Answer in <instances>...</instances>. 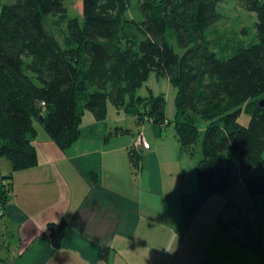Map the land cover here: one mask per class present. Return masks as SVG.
I'll list each match as a JSON object with an SVG mask.
<instances>
[{
  "label": "trees",
  "instance_id": "obj_1",
  "mask_svg": "<svg viewBox=\"0 0 264 264\" xmlns=\"http://www.w3.org/2000/svg\"><path fill=\"white\" fill-rule=\"evenodd\" d=\"M68 1L0 0V158L10 164L0 211L13 173L37 166L35 122L62 150L78 140L83 111L101 120L108 101L137 122L169 125L163 96L135 95L153 71L176 86L181 151L199 137L191 114L208 122L195 165L199 189L222 194L238 170L253 202L264 206V0H236L256 16L254 31L237 33L217 26L226 0H77L80 18H64L67 35L60 40L45 21L66 17ZM249 102L255 104L243 125L240 109ZM128 158L137 170L143 156L133 148ZM234 206L228 203L221 217ZM65 224H49L54 247Z\"/></svg>",
  "mask_w": 264,
  "mask_h": 264
},
{
  "label": "crops",
  "instance_id": "obj_2",
  "mask_svg": "<svg viewBox=\"0 0 264 264\" xmlns=\"http://www.w3.org/2000/svg\"><path fill=\"white\" fill-rule=\"evenodd\" d=\"M97 120L83 124L78 140L64 150L37 128V166L13 173L0 211V243L17 247L10 264H264V206L253 202L238 170L224 193L201 191L195 166L191 173L186 169L178 143L156 133L152 143L140 135L136 143L133 138L103 152L91 149L112 140L111 133L93 135L101 133L94 131L102 127ZM140 140L149 150L132 170L128 150L143 151L135 148ZM230 202L245 211L236 226L233 215L221 217ZM154 203L161 206L157 213ZM158 212L163 217L152 218ZM62 221L54 247L49 224Z\"/></svg>",
  "mask_w": 264,
  "mask_h": 264
},
{
  "label": "rangeland",
  "instance_id": "obj_3",
  "mask_svg": "<svg viewBox=\"0 0 264 264\" xmlns=\"http://www.w3.org/2000/svg\"><path fill=\"white\" fill-rule=\"evenodd\" d=\"M218 6H219L218 11L223 16L221 21H219L217 25L219 30L226 31L228 33H237L238 31H241L245 27H250V29L254 31V25L256 22L255 14L247 12L246 10L241 8L236 0H226L223 3H220ZM80 12H81V3L77 0H69L67 3L66 17L65 16L60 17L59 15H54L49 17L45 21V29L50 34L56 36L58 39L63 40V37L67 35V24L64 18L68 19L67 17H76L79 19ZM130 15H133V12H131ZM176 93H177L176 86L173 85L167 78L159 76L154 71L150 72L147 78L141 84V86L136 88L135 95L136 97L138 96L147 97L148 99L151 98L152 96H163L165 98L164 115L170 121V124L165 127H160L158 124H154L145 119H142L139 122H137L136 118L134 116L128 115L125 112L124 108H119L118 106L108 101L105 117L101 120L96 119L98 122L102 124V127L96 128L94 129V131L101 133H94L93 135L105 138L107 135L111 133V135H109V140L112 138V140L110 141L111 144L105 147L101 143V141H98L94 144L93 147H91V149H97L99 152H103L104 150L112 149L115 147L117 148L123 143L130 142L133 138H134V142L136 143L140 135H143L144 138L145 137L147 138L149 143L150 141L152 143L154 133H156L157 135H161V137L168 138L170 141H174L178 143L175 137V126H174V122L176 120V115H177ZM263 99H260V101ZM254 104H255L254 102H249L241 106L240 109L241 115L239 118V122L241 124L246 125L248 123L250 119L249 111L252 109ZM191 118L193 119L197 127L199 137L189 150H185V151L180 150L182 152L181 155L183 160L186 161L185 167L190 173L192 171L190 165L192 164L194 167L202 158V139L204 136V131L208 126V122L199 115L191 114ZM91 119H95L93 117V114L88 109L84 110L81 116L82 122L80 120L81 124L79 125L78 131L79 129H81V127H83V124L84 126H88L89 125L88 121ZM34 127L36 131L37 128L38 129L40 128L43 131V133L47 135V133L44 131L40 123L36 122L34 124ZM138 147H141L143 149V151H140L142 156L145 154V151L149 150V145L145 147L141 145L135 146V148ZM224 159L225 158L221 157L219 160L224 161ZM1 163H6L7 165H10L9 162L4 157L0 158V172L3 176L8 175L9 170L5 169ZM105 170H108L107 165L105 166ZM119 170L120 171L124 170V167L121 163ZM11 180H10V185H11ZM8 194H10L9 190H8ZM236 195H238V193ZM239 204L236 203L233 208H230V212L227 213V216L226 215L223 216H226V218L231 220V215L235 217L236 212L240 208L242 209L243 205L241 203ZM157 209L160 210L161 206L159 203H154V205H152L151 211L157 213L156 211ZM224 210L222 211V213L224 212ZM247 216L250 217L249 215ZM162 217H163L162 213H159L156 215L153 214L152 218L159 219ZM251 221L254 222L253 219ZM218 226H220L224 230V225L222 224V222H218ZM256 226L259 227L258 225ZM234 231H233L234 232L233 237L236 235V230ZM7 242L9 243L10 241L4 239V242L0 243V245H2V248L0 250V256L2 257V259L5 260V263L1 262L0 264H10V262L14 259L13 257H15V253L17 252L16 245L12 242L10 247H8Z\"/></svg>",
  "mask_w": 264,
  "mask_h": 264
},
{
  "label": "built area",
  "instance_id": "obj_4",
  "mask_svg": "<svg viewBox=\"0 0 264 264\" xmlns=\"http://www.w3.org/2000/svg\"><path fill=\"white\" fill-rule=\"evenodd\" d=\"M140 143L143 147L147 146V142L143 141V140H140ZM3 180V175L1 174L0 172V183L2 182Z\"/></svg>",
  "mask_w": 264,
  "mask_h": 264
},
{
  "label": "water",
  "instance_id": "obj_5",
  "mask_svg": "<svg viewBox=\"0 0 264 264\" xmlns=\"http://www.w3.org/2000/svg\"><path fill=\"white\" fill-rule=\"evenodd\" d=\"M259 106L262 107V108L264 107V99L261 100V101H259ZM40 119L42 121L43 120V117L41 116Z\"/></svg>",
  "mask_w": 264,
  "mask_h": 264
}]
</instances>
